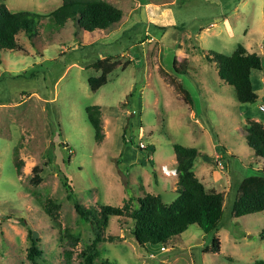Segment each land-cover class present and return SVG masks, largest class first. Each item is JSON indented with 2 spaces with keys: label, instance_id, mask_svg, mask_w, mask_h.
<instances>
[{
  "label": "rangeland",
  "instance_id": "rangeland-1",
  "mask_svg": "<svg viewBox=\"0 0 264 264\" xmlns=\"http://www.w3.org/2000/svg\"><path fill=\"white\" fill-rule=\"evenodd\" d=\"M106 1L123 11L112 28L87 32L69 21L57 31L45 17L33 40L18 35L21 51L0 54V264H85L94 228L67 198L58 169L86 207H122L129 196L145 193L160 194L171 204L178 181L174 144L207 155L196 160L195 173L205 187L224 194L219 230L206 234L192 225L163 246H141L113 216L105 237L115 238L98 243L96 262L254 264L264 259V212L237 218L233 210L242 180L264 173V159L246 141L249 120L264 124L259 108L264 0ZM62 3L7 0L13 12L45 16ZM238 44L262 58V69L251 74L259 95L252 104L240 103L206 58L212 52L231 55ZM105 57H112L116 67L108 83L93 91L88 79L101 72L91 65ZM175 66L185 70L177 73ZM91 105L102 108L101 143L88 120ZM35 174L40 184L33 183ZM34 191L41 200L57 198L59 222L46 214ZM59 225L77 241L62 240ZM28 229L39 238L36 262L28 257ZM215 237L221 242L217 253L208 250Z\"/></svg>",
  "mask_w": 264,
  "mask_h": 264
},
{
  "label": "trees",
  "instance_id": "trees-1",
  "mask_svg": "<svg viewBox=\"0 0 264 264\" xmlns=\"http://www.w3.org/2000/svg\"><path fill=\"white\" fill-rule=\"evenodd\" d=\"M0 1V54L6 50L21 51L18 35L24 33L33 40V36L37 33V25L45 17L57 31L63 29L69 21H74L80 29L99 33L112 28L123 18V11L106 0H63L59 8L46 16L26 10L13 12L7 6L6 0ZM206 58L209 62L215 63L220 79L234 88L240 103L252 104L259 99L251 80L252 71L261 70L263 66L262 58L257 52H250L243 44H238L231 55L212 52L206 55ZM111 59L112 57H105L91 65L95 71L101 72L100 76H92L88 79L93 91L108 83L109 75L116 67ZM175 70L177 73L183 71L177 66ZM180 88L185 91L182 85ZM186 95L184 98L188 102L189 94ZM86 112L95 131V139L101 143L105 139L102 108L99 105H91L86 108ZM248 124L247 144L257 157L264 159V124L255 120H249ZM174 151L178 183L174 190L177 197L171 204L166 203L160 194L145 193L142 197L129 196L122 207L103 204L86 207L76 197L69 178L58 169L67 198L73 202L79 217L94 228L95 237L86 249L85 264H111L98 263L96 258L100 255L98 243L113 241L115 238L105 237L110 218L113 216L121 219V225L130 230V234L141 246L150 244L163 246L183 234L192 225H198L206 234L219 230L224 216V194L205 187L195 173L196 160L207 155L195 147L182 144H174ZM152 153L151 149L147 152L150 162ZM21 163L19 156L16 155L15 165L18 174H21ZM39 170L38 167L34 168L35 173L40 172ZM41 180L39 174H35L33 183L40 184ZM33 193L46 214L59 222L61 205L57 198L47 196L41 200L39 193L36 191ZM233 210L237 218L264 212V173L251 174L242 180ZM129 220H132V223ZM59 226L62 240L69 238L74 242L77 241V237L68 228ZM260 236L264 239V229ZM27 239L30 244L28 257L36 262L41 255L38 247L39 238H35L32 230L28 229ZM220 249V239L215 237L212 247L208 250L217 253ZM254 264H264V259L256 260Z\"/></svg>",
  "mask_w": 264,
  "mask_h": 264
},
{
  "label": "built area",
  "instance_id": "built-area-1",
  "mask_svg": "<svg viewBox=\"0 0 264 264\" xmlns=\"http://www.w3.org/2000/svg\"><path fill=\"white\" fill-rule=\"evenodd\" d=\"M262 98H263V102L260 104V110L262 111V112H264V87H263V94H262ZM140 147H144V143H141V146ZM162 249H164V247L162 248Z\"/></svg>",
  "mask_w": 264,
  "mask_h": 264
},
{
  "label": "crops",
  "instance_id": "crops-1",
  "mask_svg": "<svg viewBox=\"0 0 264 264\" xmlns=\"http://www.w3.org/2000/svg\"><path fill=\"white\" fill-rule=\"evenodd\" d=\"M6 4H7V0H6ZM146 5H148V4H146ZM218 21H219V20H218ZM214 64H215V63H214ZM215 66H216V65H215ZM184 70H185V69H183V71H184ZM183 71H182V72H183ZM186 72H187V70L185 71V73H186ZM261 98H262V97H261ZM262 99H263V98H262ZM262 99H261V100H262ZM185 102H186V101H185ZM186 103H187V102H186ZM189 108H190V110H192L191 107H190V105H189ZM191 112H192V111H191ZM193 114H194V113H193ZM254 120L260 122V120H258V119H254ZM175 157H176V156H175ZM204 158H206V157L203 156V159H204ZM176 162H177V161H176ZM177 176H178V174H177ZM177 183H178V181L176 182V184H174V187H173L174 190H175L176 187H177Z\"/></svg>",
  "mask_w": 264,
  "mask_h": 264
},
{
  "label": "clouds",
  "instance_id": "clouds-1",
  "mask_svg": "<svg viewBox=\"0 0 264 264\" xmlns=\"http://www.w3.org/2000/svg\"><path fill=\"white\" fill-rule=\"evenodd\" d=\"M262 97V96H261Z\"/></svg>",
  "mask_w": 264,
  "mask_h": 264
}]
</instances>
